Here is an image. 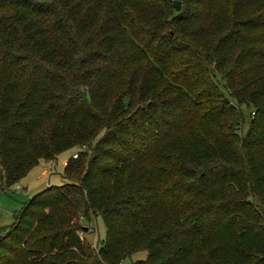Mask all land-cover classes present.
<instances>
[{
	"label": "trees",
	"instance_id": "1",
	"mask_svg": "<svg viewBox=\"0 0 264 264\" xmlns=\"http://www.w3.org/2000/svg\"><path fill=\"white\" fill-rule=\"evenodd\" d=\"M71 149L0 264H264V0H0V189Z\"/></svg>",
	"mask_w": 264,
	"mask_h": 264
},
{
	"label": "rangeland",
	"instance_id": "2",
	"mask_svg": "<svg viewBox=\"0 0 264 264\" xmlns=\"http://www.w3.org/2000/svg\"><path fill=\"white\" fill-rule=\"evenodd\" d=\"M247 123L242 127V133L245 132ZM80 150H86L83 146ZM79 149H71L70 151L60 154L55 162H46L40 160L38 164L32 167L17 182L6 189H0V233L9 227L26 201L33 195L43 191L47 187H56L62 185L63 168L66 161L72 155L78 154ZM80 225L84 227V231L77 232L76 237L83 245H88L92 250H97L100 242L104 240L105 229L100 217H90L89 220H80ZM70 250H75L74 248ZM76 251V250H75ZM145 259V252H139L124 261L122 264H131L136 261Z\"/></svg>",
	"mask_w": 264,
	"mask_h": 264
},
{
	"label": "water",
	"instance_id": "3",
	"mask_svg": "<svg viewBox=\"0 0 264 264\" xmlns=\"http://www.w3.org/2000/svg\"><path fill=\"white\" fill-rule=\"evenodd\" d=\"M173 7L175 9V11H179L180 10V2L179 1H173Z\"/></svg>",
	"mask_w": 264,
	"mask_h": 264
},
{
	"label": "built area",
	"instance_id": "4",
	"mask_svg": "<svg viewBox=\"0 0 264 264\" xmlns=\"http://www.w3.org/2000/svg\"><path fill=\"white\" fill-rule=\"evenodd\" d=\"M72 158L75 159V158H76V155L74 154V155L72 156Z\"/></svg>",
	"mask_w": 264,
	"mask_h": 264
}]
</instances>
